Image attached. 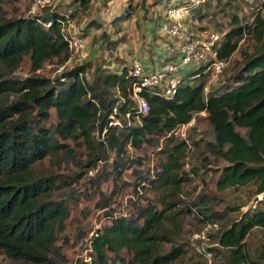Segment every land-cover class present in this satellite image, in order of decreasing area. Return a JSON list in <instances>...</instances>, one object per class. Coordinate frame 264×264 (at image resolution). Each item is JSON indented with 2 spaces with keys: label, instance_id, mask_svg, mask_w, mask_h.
Masks as SVG:
<instances>
[{
  "label": "trees",
  "instance_id": "obj_1",
  "mask_svg": "<svg viewBox=\"0 0 264 264\" xmlns=\"http://www.w3.org/2000/svg\"><path fill=\"white\" fill-rule=\"evenodd\" d=\"M4 1L0 0V254L32 264L66 261L63 248L69 239L64 237L61 245L58 242L66 232L73 204L91 199L92 194L76 188L80 178L74 174L76 178L69 179L73 173L39 168L46 158L57 157L58 165L67 168L73 162L77 168L85 164L97 170L100 163L112 167V174L98 169L94 177L89 176L90 185L101 194L96 205L110 224L89 238L90 261L80 259L77 264H174L187 253L184 245L168 251L162 245L173 240L172 234L181 229L187 213L204 224H214L220 217L228 220L231 213L229 207L215 212L204 190L193 203L195 208L182 207L184 187L200 170L192 168L193 175L185 169L192 146L175 132L202 111L214 132L206 148L228 163L220 171L217 189L256 182L257 194L262 196L259 202L264 205V0L248 16L234 14L232 26L223 32L220 59L230 61L243 38L250 37L255 43L242 51V66L206 93L211 63H194L190 71H183L173 98L156 95L151 89L142 91L148 113L140 112L131 97L132 64L113 69L102 66L100 74L89 80L84 76L89 62L66 67L70 51L62 33V11L40 7L28 16H10ZM245 1L256 4V0ZM207 2L193 5L190 15ZM90 4L91 0H82L80 6L87 9ZM130 15L127 9L122 18ZM189 35L192 40L197 38L195 33ZM26 57L35 72L54 60L58 63L55 70L62 71L53 77L19 78L14 73ZM195 79L202 80L192 85ZM116 120L120 124H114ZM82 145L87 152L84 161L76 148ZM144 147L157 149L162 157L145 175L135 169L144 159H133L129 153L130 148ZM204 160L211 164L209 157ZM130 169L136 177L133 198L122 210L115 209L112 204ZM102 181H112L116 189L107 194ZM169 223L172 228L167 230ZM256 228H264V208L248 210L225 227L218 237L217 252L226 264H264V246L255 258L246 244ZM85 235L77 238L82 240ZM125 249L130 258L122 255Z\"/></svg>",
  "mask_w": 264,
  "mask_h": 264
},
{
  "label": "rangeland",
  "instance_id": "obj_2",
  "mask_svg": "<svg viewBox=\"0 0 264 264\" xmlns=\"http://www.w3.org/2000/svg\"><path fill=\"white\" fill-rule=\"evenodd\" d=\"M33 1L6 0L4 1V7L10 16H28ZM81 1L67 0V2L61 3L55 8L51 7L57 10L73 7L76 10L74 29L86 38V48L72 60L67 61V69L72 68L79 62H89L84 76L86 75L89 80H92L94 76L100 74L102 66L112 69L116 66L127 67L134 60H140L148 69L154 65L159 67L166 62H179L177 49L181 37L175 39L162 34L160 26L167 10L181 0H91V4L87 9L80 6ZM260 4L261 0H256V4H250L245 0H220V2L218 0H208L207 3L201 5L200 11L196 10L187 17L185 23H183L181 36H184L185 32L186 35L195 33L196 37H204L213 31L224 36L223 32L232 26V16L234 14H237L240 18L248 16ZM127 9L131 10L130 17L126 18L125 16L122 18ZM254 45L252 38H243L239 42L238 50L233 54L232 59L228 61L229 64L228 67L226 66L225 71L217 77L210 76L206 79L209 88L216 89L222 81L224 83L225 79L234 70L242 66V51L250 49ZM57 64L55 60L48 62L35 72L32 69L30 57H26L14 75L19 78H26L30 75L53 77L62 71L55 70ZM188 70L190 71V66L184 67L181 74L183 71L187 72ZM102 73L108 74L110 71L103 70ZM201 80L195 79L191 84L196 85ZM206 115H196L193 123L187 124L186 127H181L175 132V136L187 138L192 146L185 159V169L193 175L192 168L200 170L199 174L194 175L193 181L184 187L185 202L182 203V207L188 205L190 209L195 208L193 203L198 201V195L204 190L210 196V207L217 213H222L226 207H229L231 209L230 218L227 220L225 217H220L214 224H204L193 214L187 213L188 215L182 220L181 229L172 234L173 240L166 241L162 245L164 251H168L174 246L184 245L187 253L174 264H226V258L217 252L219 235L234 220H239L246 211L254 210L256 207L264 208V205L259 202L262 196L257 194L258 184L256 182H252L247 186L230 187L224 191L217 189L216 181L220 176V171L228 163L224 159L215 158L206 148L207 142L214 140V132L206 119ZM195 142H198L199 145H195ZM70 143V146H75L73 142ZM76 148L80 161H84L87 157L85 146H76ZM129 153L133 159L139 157L144 159L142 165H135V169L140 170L144 175L149 171L151 172L162 159L159 151L153 147H144L140 150L130 148ZM204 157H209L211 164L205 163ZM58 163L57 157L54 159L46 158L39 165V168L42 171L50 168L57 170L58 168L60 173H73V176L69 179H74L77 176L80 178L77 180L76 188L79 191L85 190L87 193L92 194L91 199H81L72 206L71 217L66 223V232L58 242L61 245L64 237L69 239L68 244L64 245L63 248L66 261L60 263L77 264L80 259L90 261L91 245L89 238L96 231H100L104 225L110 224V221L105 216L104 211L96 205L101 200V194H99L98 188L90 185L89 176L94 177L98 169L100 173L103 170L104 172L108 170L112 174V167L109 165L108 168H105L103 163H100L97 170L85 164L82 168H77V165L73 162L67 168L65 165H58ZM58 166H60V169ZM123 179L126 184L119 195L115 197L112 204L115 209L125 207V204L129 203V199L133 198L136 177L132 173V169L124 173ZM102 182L103 187L107 189V194L116 189L112 181ZM148 195L150 197L154 196L152 193H148ZM124 210L128 211L127 207ZM208 224L210 226H207ZM171 228L172 224L169 223L167 230ZM81 233H86V235L82 240H79L77 237ZM246 244L249 253L258 258L264 246V228L254 229L247 236ZM212 248L216 250H211ZM209 253H211L210 257ZM122 255L126 258L131 257L126 249L122 251ZM0 264L32 263L13 260L4 254H0Z\"/></svg>",
  "mask_w": 264,
  "mask_h": 264
},
{
  "label": "built area",
  "instance_id": "obj_3",
  "mask_svg": "<svg viewBox=\"0 0 264 264\" xmlns=\"http://www.w3.org/2000/svg\"><path fill=\"white\" fill-rule=\"evenodd\" d=\"M181 1V5H179L180 2H176L175 5L167 10L160 26L162 34L175 39L181 37L182 40H179L177 49L179 62H166L162 63L159 67L154 65L148 69L143 61L134 60L132 63L131 72L135 81L132 84L130 93L131 97L137 102L139 110L142 113H148L149 111L148 101L142 95L144 89H151L156 95L173 98L179 91L180 84L182 83L181 72L184 67L192 66L194 63L210 62L212 77H217L228 65L227 60L220 59L218 56V48L223 37L220 33L213 31L204 37L198 36L193 40L190 38V35H186L185 33L184 36H181L183 33V21L190 16V8L206 0ZM65 2H67V0H34L30 12L34 13L40 7L55 8L59 6V4ZM59 11H62L65 15L62 21V33L68 41L70 51L69 60H72L86 48V38L84 35L78 34L74 29V13L76 10L73 7H66V9L59 8ZM49 25H51V23ZM209 90V85H207L205 87V92L208 93ZM116 112L117 109H115V113ZM201 114L206 115L207 113L206 111H202ZM127 117L129 119V113ZM194 121L195 117L188 124ZM113 123L120 124L118 120ZM181 127L184 128L186 125ZM207 226H210V224ZM210 256L211 253H209V257Z\"/></svg>",
  "mask_w": 264,
  "mask_h": 264
}]
</instances>
